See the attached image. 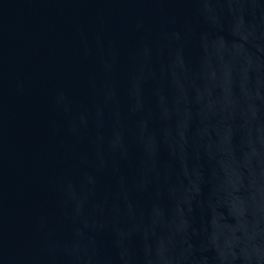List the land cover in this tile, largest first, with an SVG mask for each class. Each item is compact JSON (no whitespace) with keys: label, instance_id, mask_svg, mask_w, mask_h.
I'll use <instances>...</instances> for the list:
<instances>
[{"label":"water","instance_id":"1","mask_svg":"<svg viewBox=\"0 0 264 264\" xmlns=\"http://www.w3.org/2000/svg\"><path fill=\"white\" fill-rule=\"evenodd\" d=\"M0 264H264V0H0Z\"/></svg>","mask_w":264,"mask_h":264}]
</instances>
